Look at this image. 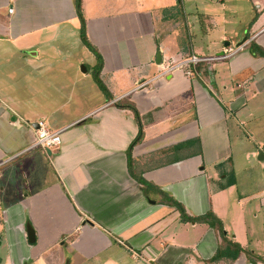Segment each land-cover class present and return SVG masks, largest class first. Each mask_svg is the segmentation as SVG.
Listing matches in <instances>:
<instances>
[{
  "label": "crops",
  "instance_id": "crops-1",
  "mask_svg": "<svg viewBox=\"0 0 264 264\" xmlns=\"http://www.w3.org/2000/svg\"><path fill=\"white\" fill-rule=\"evenodd\" d=\"M82 14L106 94L74 0H0V264H251L212 261L215 230L134 177L190 217L212 212L264 258L242 219L253 202L264 212V161L251 167L260 187L239 193L232 152L242 128L264 146V57L250 48L264 49V0H82ZM238 47L192 77L159 76L167 61ZM122 100L142 126L129 158L138 123ZM38 123L61 131L56 149H29Z\"/></svg>",
  "mask_w": 264,
  "mask_h": 264
},
{
  "label": "trees",
  "instance_id": "trees-1",
  "mask_svg": "<svg viewBox=\"0 0 264 264\" xmlns=\"http://www.w3.org/2000/svg\"><path fill=\"white\" fill-rule=\"evenodd\" d=\"M74 8H75L76 15H77L79 22H80L79 33H80L81 42L96 57L97 63H96V66L94 67V71H93V75H92L93 80H94L95 84L98 86V88L104 94H106L107 90L99 78V74H100L101 67H102V58H101L100 54L98 53V51L89 43V41L87 40V37H86V23H85V19L83 17V14H82V0H74ZM250 48H251V51L254 55L264 57V49H261L255 45H251ZM117 107L131 110L134 114V117H135L137 123H138V134H137L136 138L132 141V143L129 145V148L127 150L128 158H129L132 148L138 142H140V140L142 139V126L140 124L139 113H138L137 109L135 108V106L131 103H128L127 101H123V102L120 101L117 104ZM134 178L138 181L139 184H141L144 187L143 191L145 193L151 192L153 194L159 195L161 197L160 203L174 208L179 213L181 221L206 224L210 228L215 230V232L220 237V244L217 248V251H216L214 257L211 259L212 261L229 260L231 262H234L241 253H245L248 262H250L251 264H256L257 262L264 263V258H262L258 255H255L253 252H251L249 250L242 249L239 244L231 241L226 236V233L224 232L221 221L212 212H208V213L201 215V216H198V217H190L187 215V213H186V211H185V209L181 203L177 202L172 197L168 196L166 193L159 190L157 187H154L153 185L147 183L142 178H140V177H134Z\"/></svg>",
  "mask_w": 264,
  "mask_h": 264
},
{
  "label": "rangeland",
  "instance_id": "rangeland-1",
  "mask_svg": "<svg viewBox=\"0 0 264 264\" xmlns=\"http://www.w3.org/2000/svg\"><path fill=\"white\" fill-rule=\"evenodd\" d=\"M247 131H245L243 128L242 130H239V134L241 136V139L246 141L243 144H239L236 147H232V152L234 153V156L236 157V161L240 162V164H242V170L238 169V179H239V193H244L243 190H248L249 188L252 187H260L258 184V179L256 177L255 179V173L256 171L254 170V168H251L253 166H257L260 165L259 163L261 161L258 160L259 154L261 152L264 153V146H259V143H256L254 140H247V135L246 133ZM259 141V139H258ZM252 154L253 156L251 157V159L247 160L246 157H244L245 154ZM235 158V157H234ZM255 182V183H254ZM264 186V183H263ZM237 195V194H236ZM235 196V195H234ZM237 197V196H235ZM232 202V200H231ZM257 205V206H256ZM250 209L248 211H246L243 216L242 219L244 220V222L246 221L247 224H249L252 229V238L255 240H259L260 243L261 241L263 242L264 239V212H258L260 210L258 204H255L254 202L251 203V205L248 206ZM256 213L257 217L253 218V214ZM231 218H228V220H226L228 222V224H231ZM230 221V222H229ZM233 221V220H232ZM245 222V223H246ZM250 229V230H251ZM240 238L241 235H240ZM251 239V238H250ZM262 245V243H261ZM253 246V245H252ZM258 248V247H256ZM65 250V249H64ZM63 251V249H62ZM66 254H68V251H65ZM57 255V254H56Z\"/></svg>",
  "mask_w": 264,
  "mask_h": 264
},
{
  "label": "built area",
  "instance_id": "built-area-1",
  "mask_svg": "<svg viewBox=\"0 0 264 264\" xmlns=\"http://www.w3.org/2000/svg\"><path fill=\"white\" fill-rule=\"evenodd\" d=\"M9 13H12V9L9 10ZM239 48L240 47L236 49H223L222 53L214 56H199L191 54L178 60L167 61L159 72V76H167L174 72H180L186 77H192L197 74L200 65H209L214 62L229 60L238 52ZM146 84L147 83H142L140 86L143 87ZM37 125L36 138L29 149L36 147L42 148L46 151L56 149L61 143V131L51 132L47 130L42 123H38ZM131 254L132 257L136 258L135 253L131 252Z\"/></svg>",
  "mask_w": 264,
  "mask_h": 264
},
{
  "label": "water",
  "instance_id": "water-1",
  "mask_svg": "<svg viewBox=\"0 0 264 264\" xmlns=\"http://www.w3.org/2000/svg\"><path fill=\"white\" fill-rule=\"evenodd\" d=\"M36 126L38 128V125H36ZM258 160L261 161V162L264 161V153L263 152H261L259 154ZM263 173H264V171H263ZM26 234H27L28 243L29 244H34L35 240H36L35 239V233H34V230H33V228L31 227V225L29 223H27V225H26Z\"/></svg>",
  "mask_w": 264,
  "mask_h": 264
}]
</instances>
